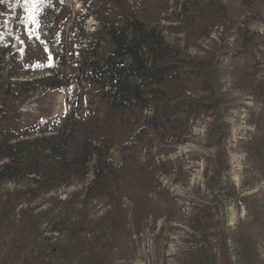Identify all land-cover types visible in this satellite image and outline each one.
Instances as JSON below:
<instances>
[{"label":"trees","instance_id":"trees-1","mask_svg":"<svg viewBox=\"0 0 264 264\" xmlns=\"http://www.w3.org/2000/svg\"><path fill=\"white\" fill-rule=\"evenodd\" d=\"M237 4L258 13L264 25V0H237ZM61 5L62 0H46L39 15L40 38L54 57L48 76L22 80L19 51L0 43V183H26L16 191L14 200L0 195V252L12 246L14 253L3 259L7 264H129L131 230L122 199L128 197L134 217L151 216L153 221L163 217L171 223L175 198L151 190L146 175L134 179L127 190L132 194L123 195L122 164H113L107 139H92L89 123H84L72 106L51 128L40 121L30 131L1 128L9 115L6 107L14 100L60 89L74 76L93 89L95 99L110 114L133 113L134 133L119 146L118 153L137 165L136 172H146L152 165L155 169V162L149 161L150 149L144 148L178 141L187 120L213 110L216 82L205 67L198 69L181 57L155 26L136 17H96L94 30L83 36L76 27L92 13L81 7L73 15L67 35L57 34ZM253 21L255 18L237 20L232 32L234 45L239 43L245 50L264 45V33L250 28ZM245 50L234 56L247 59L251 54ZM212 62L208 66L214 73L217 67ZM67 65L66 74L63 69ZM197 85L207 98L194 96ZM213 176L216 181L219 171H213ZM74 181L81 183V188L58 197L60 190L73 188ZM52 193L56 196L48 208L36 212L32 199ZM102 197H107L108 203L97 216L93 202ZM195 207L203 210V229L193 232L199 239L180 252L178 264H249L245 251L249 238L242 240L241 255L236 254L239 243L234 238L229 241L219 230L211 234L210 242L206 239L212 228L211 219L206 221L212 217L209 208ZM10 232L12 236L16 232L18 240L9 241ZM228 243L235 247L234 254Z\"/></svg>","mask_w":264,"mask_h":264},{"label":"rangeland","instance_id":"rangeland-1","mask_svg":"<svg viewBox=\"0 0 264 264\" xmlns=\"http://www.w3.org/2000/svg\"><path fill=\"white\" fill-rule=\"evenodd\" d=\"M45 3L46 0H35L34 5H26L24 0L0 3V43L11 44L19 51L22 80L48 76V70L54 67L53 55L45 51L47 44L41 43V38L36 39L40 37L39 15ZM81 7L92 13L76 27L83 36L94 30L96 17H136L148 26H155L181 57L196 68L205 67L211 72L216 82L212 97L215 108L187 120L178 141L167 140L144 148L150 149L149 161L155 162V169L152 165L146 172H136L137 165L123 160L118 153L119 146L134 133L133 113L110 114L95 99L93 89L74 76L60 89L12 101L6 107L9 115L1 128L30 131L40 121L51 128L72 106L76 115L89 123L87 130L94 134L92 139H107L113 164L116 167L122 164L123 195L132 194L127 190L134 179L146 175L151 190L164 191L175 198L171 223L163 217L156 221L146 215L134 217L130 200L122 199L131 230L129 264H178L180 252L199 239L193 232L203 229L204 214L195 207L197 204L209 208L212 216L206 220L211 219L212 227L206 239L212 242L211 234L219 230L229 241L234 238L239 243L236 254L241 255L242 240L249 238L245 250L249 264H264V45L245 50L239 43L234 45L232 37L237 20L247 18L256 20L251 22L252 31L264 33L258 13L238 7L237 0H62L55 26L57 34L67 35L73 15ZM28 8H32L35 24L26 19ZM29 32L33 33L31 39ZM243 50L251 54L247 59L234 56ZM211 60V65L217 67L214 73L208 66ZM63 71L68 73V65ZM198 88V85L194 88V96L207 98ZM215 170L219 171L216 181ZM74 183L73 188L60 190L58 197L64 198L81 188V183ZM25 185V182L0 183V195L14 200L16 191ZM55 196V193L39 195L32 199L31 206L38 208L36 212L45 210ZM107 203V197L93 202L97 216L104 212ZM16 232L7 235L9 241L18 240ZM10 247L0 252V264H7L3 259L14 253ZM227 247L231 254L235 253L233 245L228 243ZM25 249L28 251L27 246Z\"/></svg>","mask_w":264,"mask_h":264},{"label":"snow or ice","instance_id":"snow-or-ice-1","mask_svg":"<svg viewBox=\"0 0 264 264\" xmlns=\"http://www.w3.org/2000/svg\"><path fill=\"white\" fill-rule=\"evenodd\" d=\"M4 2V0H0V3H3ZM24 3L26 4V5H28V4H33L34 5V3H35V0H24ZM27 11L29 12V16L26 18L27 19V21L28 22H30V23H33V24H35L36 23V20H35V18H34V16L31 14L32 13V8H28L27 9ZM32 35H33V33L32 32H29V39H31L32 38ZM19 39V38H18ZM36 39H40V37L39 36H36ZM21 43H23V40H21ZM41 43H44V41H41ZM48 49L47 48H45V51H47ZM49 67H51L52 66V58H51V55H49ZM39 66V65H38Z\"/></svg>","mask_w":264,"mask_h":264}]
</instances>
